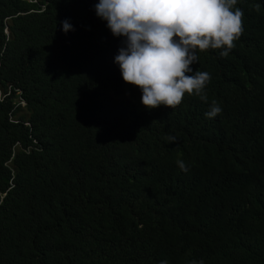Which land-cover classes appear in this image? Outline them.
<instances>
[{
  "label": "trees",
  "instance_id": "trees-1",
  "mask_svg": "<svg viewBox=\"0 0 264 264\" xmlns=\"http://www.w3.org/2000/svg\"><path fill=\"white\" fill-rule=\"evenodd\" d=\"M96 3L0 0V264H264V0L173 109L123 81Z\"/></svg>",
  "mask_w": 264,
  "mask_h": 264
},
{
  "label": "clouds",
  "instance_id": "clouds-1",
  "mask_svg": "<svg viewBox=\"0 0 264 264\" xmlns=\"http://www.w3.org/2000/svg\"><path fill=\"white\" fill-rule=\"evenodd\" d=\"M238 0H98L94 10L106 22L122 45L114 57L123 81L141 92V103L147 109L161 105L179 106L185 96L196 95L207 102V85L211 74L193 70L199 63L198 52L220 50L227 57L244 32ZM62 30H74L68 19L61 22ZM215 101L206 117L222 112ZM177 137L169 134L167 140ZM179 168L187 172L183 160ZM160 264H168L161 260ZM192 264H204L203 260Z\"/></svg>",
  "mask_w": 264,
  "mask_h": 264
}]
</instances>
